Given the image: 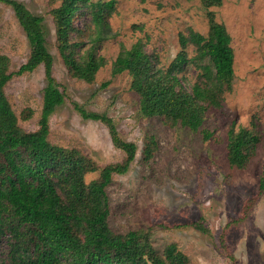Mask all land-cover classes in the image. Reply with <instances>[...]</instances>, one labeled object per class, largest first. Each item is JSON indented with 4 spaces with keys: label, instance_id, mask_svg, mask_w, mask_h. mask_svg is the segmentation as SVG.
<instances>
[{
    "label": "rangeland",
    "instance_id": "obj_1",
    "mask_svg": "<svg viewBox=\"0 0 264 264\" xmlns=\"http://www.w3.org/2000/svg\"><path fill=\"white\" fill-rule=\"evenodd\" d=\"M20 1L44 17L53 74L65 94V102L50 116V141L80 149L96 162L98 169L86 173V182L99 178L103 166L124 160L126 153L115 146L106 123L83 116L75 104L110 117L120 136L137 146L128 170L115 173L106 188L112 230L123 234L146 230L161 253L175 242L188 255L189 264H264V192L259 188L264 171V0H223L210 6L204 0H115L108 18L110 36L90 41L93 25L88 21L91 28L74 37L85 42L75 47L78 60H84L91 48L103 58L92 81L74 76L58 49L52 10L63 0ZM211 13L232 37V89L224 92L220 106L206 110L198 130L164 116L145 115L139 94L131 88V74L113 73L118 54L142 40L161 67L182 49L195 56L196 46H183L180 33L187 35L192 29L207 34ZM0 52L10 57L12 71L31 53L14 8L1 1ZM179 74L189 88L203 79L194 62ZM46 85L45 66L40 64L31 72L15 73L5 87L26 131L40 127ZM233 124L255 127L261 137L245 168L228 160V131ZM204 129L213 136L206 139ZM7 252L3 236L0 259H6Z\"/></svg>",
    "mask_w": 264,
    "mask_h": 264
},
{
    "label": "trees",
    "instance_id": "obj_2",
    "mask_svg": "<svg viewBox=\"0 0 264 264\" xmlns=\"http://www.w3.org/2000/svg\"><path fill=\"white\" fill-rule=\"evenodd\" d=\"M0 1L14 8L31 46L28 60L17 71L10 70V57L0 52V239L7 236L8 242L7 258L0 259V264H189L188 255L175 242L161 253L146 230L124 234L112 230L106 188L115 173L128 170L137 146L120 136L110 117L75 104L83 116L106 123L113 143L126 153L124 160L103 166L99 178L86 182V173L98 169L96 162L80 149L58 145L48 137L50 116L65 102V94L53 74L44 17L20 0ZM204 1L208 6L223 2ZM114 3L63 0L52 10L58 49L74 76L87 81L95 78L103 58L96 57L91 48L84 60H78L75 47L85 42L74 37L84 35L91 26L88 21L93 25L90 41L110 36L108 18ZM209 22L207 34L192 29L187 35L180 33L182 45L193 43L197 53L189 57L182 49L167 67L159 65L142 40L120 51L113 62V73L131 74V88L139 94L145 115L164 116L198 130L206 110L222 104L224 92L233 86L235 52L231 34L215 20L214 13ZM192 62L201 68L203 79L189 88L179 73ZM40 64L45 66L47 78L40 127L26 131L19 124L5 87L15 73L31 72ZM203 131L206 139L213 136L208 129ZM260 139L255 127L237 128L233 124L228 131L229 163L245 168ZM259 188L264 192V171ZM195 225L207 230L200 223Z\"/></svg>",
    "mask_w": 264,
    "mask_h": 264
}]
</instances>
